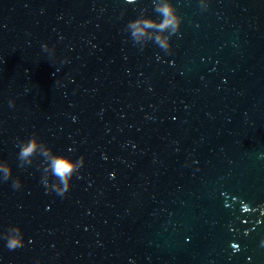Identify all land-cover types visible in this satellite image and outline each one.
I'll return each mask as SVG.
<instances>
[{
    "label": "water",
    "instance_id": "1",
    "mask_svg": "<svg viewBox=\"0 0 264 264\" xmlns=\"http://www.w3.org/2000/svg\"><path fill=\"white\" fill-rule=\"evenodd\" d=\"M171 2L0 0V264H264V0Z\"/></svg>",
    "mask_w": 264,
    "mask_h": 264
},
{
    "label": "clouds",
    "instance_id": "2",
    "mask_svg": "<svg viewBox=\"0 0 264 264\" xmlns=\"http://www.w3.org/2000/svg\"><path fill=\"white\" fill-rule=\"evenodd\" d=\"M154 11L161 17L159 22H156L147 16L136 17L128 21L127 27L131 29V38L133 40H139V38L144 37L147 34V29H153L158 34H162L167 31L168 34L166 36L157 35L155 37L149 36L148 38L156 43L165 52H170V38L172 35L178 33L181 17L177 13L171 0H166V3L158 7H154ZM48 46L49 45L47 43H44L41 47L43 50L47 51ZM12 103L13 102L10 100L9 104L11 105ZM35 142V134L29 136L26 141H21L18 145V157L25 158L31 156L36 150ZM82 164L83 156L73 160L63 154H57L52 160V184L51 186L44 184L46 190H54L57 194L63 196L70 187L71 177L74 173L78 174V170ZM0 171L4 173V181H7L12 175L11 166L7 161H3V166L0 167ZM12 183L14 188H19L21 186V181L18 177L13 179ZM3 235L6 238V246L8 249L14 250L23 246V234L18 225H15L10 232L4 233Z\"/></svg>",
    "mask_w": 264,
    "mask_h": 264
}]
</instances>
